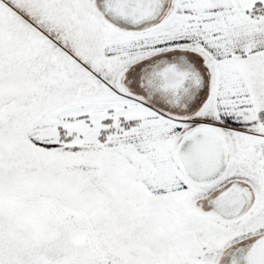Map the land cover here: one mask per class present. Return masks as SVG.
I'll list each match as a JSON object with an SVG mask.
<instances>
[{
    "label": "snow or ice",
    "instance_id": "obj_1",
    "mask_svg": "<svg viewBox=\"0 0 264 264\" xmlns=\"http://www.w3.org/2000/svg\"><path fill=\"white\" fill-rule=\"evenodd\" d=\"M0 264H264V0H0Z\"/></svg>",
    "mask_w": 264,
    "mask_h": 264
}]
</instances>
